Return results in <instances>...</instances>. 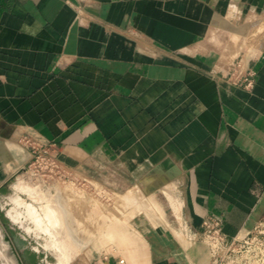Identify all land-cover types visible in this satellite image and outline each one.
Masks as SVG:
<instances>
[{
	"label": "crops",
	"instance_id": "0c3cea01",
	"mask_svg": "<svg viewBox=\"0 0 264 264\" xmlns=\"http://www.w3.org/2000/svg\"><path fill=\"white\" fill-rule=\"evenodd\" d=\"M28 140L143 192L136 242L71 264H210L205 217L228 238L264 219V0H0V209Z\"/></svg>",
	"mask_w": 264,
	"mask_h": 264
},
{
	"label": "rangeland",
	"instance_id": "374dc122",
	"mask_svg": "<svg viewBox=\"0 0 264 264\" xmlns=\"http://www.w3.org/2000/svg\"><path fill=\"white\" fill-rule=\"evenodd\" d=\"M61 174L39 187L20 177L17 199L8 196L1 205L0 252L5 259L0 264L15 263L8 246L4 248L7 235L17 248H33L19 251L17 264L19 255L28 261L43 258L47 264H71L94 251L120 254L129 238L136 242V234L129 230L133 216L146 209L141 187L111 190L93 180Z\"/></svg>",
	"mask_w": 264,
	"mask_h": 264
},
{
	"label": "built area",
	"instance_id": "2783aa9c",
	"mask_svg": "<svg viewBox=\"0 0 264 264\" xmlns=\"http://www.w3.org/2000/svg\"><path fill=\"white\" fill-rule=\"evenodd\" d=\"M245 79L251 85V78ZM30 147V160L22 168L20 177L27 178L33 185L45 186L61 173L67 171L58 161V148L51 142L26 141ZM43 183V184H41ZM39 185V186H38ZM262 221L244 236L228 238L222 231V220L207 216L202 220V241L208 248L210 264H264V229ZM118 264H126L119 259Z\"/></svg>",
	"mask_w": 264,
	"mask_h": 264
},
{
	"label": "clouds",
	"instance_id": "9594fccd",
	"mask_svg": "<svg viewBox=\"0 0 264 264\" xmlns=\"http://www.w3.org/2000/svg\"><path fill=\"white\" fill-rule=\"evenodd\" d=\"M4 248L6 249L7 246L5 245ZM0 259H5L2 252H0ZM6 264H10V262H6Z\"/></svg>",
	"mask_w": 264,
	"mask_h": 264
},
{
	"label": "bare ground",
	"instance_id": "6f19581e",
	"mask_svg": "<svg viewBox=\"0 0 264 264\" xmlns=\"http://www.w3.org/2000/svg\"><path fill=\"white\" fill-rule=\"evenodd\" d=\"M153 220V219H152ZM155 221V220H154Z\"/></svg>",
	"mask_w": 264,
	"mask_h": 264
}]
</instances>
